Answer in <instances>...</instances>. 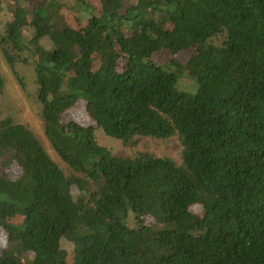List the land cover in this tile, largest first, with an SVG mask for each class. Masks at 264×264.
<instances>
[{
	"label": "trees",
	"instance_id": "obj_1",
	"mask_svg": "<svg viewBox=\"0 0 264 264\" xmlns=\"http://www.w3.org/2000/svg\"><path fill=\"white\" fill-rule=\"evenodd\" d=\"M0 52L73 172L0 119V264H264V0H0Z\"/></svg>",
	"mask_w": 264,
	"mask_h": 264
},
{
	"label": "rangeland",
	"instance_id": "obj_2",
	"mask_svg": "<svg viewBox=\"0 0 264 264\" xmlns=\"http://www.w3.org/2000/svg\"><path fill=\"white\" fill-rule=\"evenodd\" d=\"M15 70L25 78L30 92L33 93L34 73L32 67L29 65L17 64ZM0 75L4 80V89L0 92V119H14L27 124L34 135L42 143L49 156L56 161L67 174H72L73 172L69 168H66V165L60 161L55 151L50 147L44 134L42 121L37 112L38 110L30 104L29 98L19 85L13 69L6 64L1 52ZM97 138L100 144L108 147L117 157L129 156L142 151L150 152L160 157L165 156L176 159L178 158L180 149V146L174 137L166 141L153 138L145 139L135 149L124 146L121 141L106 136L102 131H97Z\"/></svg>",
	"mask_w": 264,
	"mask_h": 264
}]
</instances>
